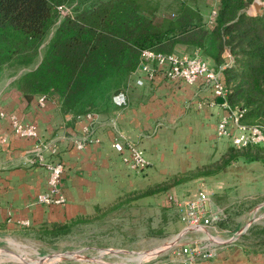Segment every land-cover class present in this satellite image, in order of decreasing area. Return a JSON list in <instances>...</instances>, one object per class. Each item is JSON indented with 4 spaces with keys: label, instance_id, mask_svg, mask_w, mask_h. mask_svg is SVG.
Returning <instances> with one entry per match:
<instances>
[{
    "label": "rangeland",
    "instance_id": "obj_1",
    "mask_svg": "<svg viewBox=\"0 0 264 264\" xmlns=\"http://www.w3.org/2000/svg\"><path fill=\"white\" fill-rule=\"evenodd\" d=\"M153 1L161 9L174 7L173 0ZM209 3L210 0L198 2L203 19L208 18ZM250 3L251 0L245 9L252 14ZM60 4L62 7L57 8V17L32 60L28 64L14 60L0 64V93L38 63L58 19L72 12L74 0ZM192 52L204 56L193 46L188 49L180 45L173 51L175 54ZM222 58L218 65L210 63L217 68L222 63L233 62V54L227 48L222 51ZM153 68V78L156 74L166 78L160 69ZM145 81L134 84L130 74L124 85L125 93ZM197 84L200 86L192 92L193 96L208 89L204 79L197 80ZM53 95L59 100L56 94L49 96ZM195 103L205 113L203 118L195 115L187 99L175 104L178 105L176 116L155 120L142 128L137 137L130 138L122 132L117 115L112 113L115 107L119 109L126 104V98L124 104H117L112 96L109 109L95 111L96 118L90 122L92 132L96 137L102 126L101 130L109 129L113 135L117 132L115 140L137 142L144 155L149 149L146 165L133 169L119 156L120 163L111 172L113 183L109 186L108 201L95 206L92 214L64 221L65 231L51 232L54 230L51 224L64 223L58 220L0 228V264H214L216 259L227 264H248L253 250L261 248L264 241V162L246 159L243 154L264 145L253 144L246 149L232 145L228 137L215 134L216 120L210 133L211 127L206 126L209 119L213 124V114L210 111L207 116L206 96H197ZM181 111H192L191 120H183ZM255 123L264 129L262 121ZM143 139H151L153 143L142 145ZM228 152L237 156L220 165ZM198 184L207 192L211 223L183 228L185 224L180 221L174 202L192 193ZM183 239L203 245L202 250L210 249L212 255L202 257L201 249L198 253L192 250L177 254V245Z\"/></svg>",
    "mask_w": 264,
    "mask_h": 264
},
{
    "label": "trees",
    "instance_id": "obj_2",
    "mask_svg": "<svg viewBox=\"0 0 264 264\" xmlns=\"http://www.w3.org/2000/svg\"><path fill=\"white\" fill-rule=\"evenodd\" d=\"M62 1L73 0H0V64L32 60ZM198 2L173 0L169 10L153 0H74L38 63L13 86L28 98L56 94L60 109L75 116L111 107L142 48L168 53L180 45L198 47L214 65L227 48L233 62L222 68L225 102L239 108L241 122L264 123V7L250 14L245 9L250 0H219L214 21L206 24ZM226 155L220 165L237 156ZM243 156L264 162V147ZM66 224H51V232L65 231Z\"/></svg>",
    "mask_w": 264,
    "mask_h": 264
},
{
    "label": "crops",
    "instance_id": "obj_3",
    "mask_svg": "<svg viewBox=\"0 0 264 264\" xmlns=\"http://www.w3.org/2000/svg\"><path fill=\"white\" fill-rule=\"evenodd\" d=\"M203 21L208 24L206 18ZM174 81L156 74L153 79H146L142 86H135L125 93L126 104L119 109L115 107L112 113L117 115L127 137H137L142 128L157 122L155 120L176 116L178 105L175 104L187 99L195 115L203 118L205 113L195 103L197 96L203 95L207 98V116H210V111L213 114L212 118L209 117L213 124L209 119L206 127H211L210 133L214 131V122L222 111L216 103H209L212 100L209 89L193 96L192 92L200 86L197 81L193 84ZM0 111H3L0 115V137L5 138L0 140V228L17 225L21 219L31 225L45 220L64 222L81 214H92L95 206L108 201L109 186L113 183L111 172L120 163L119 152L111 146L117 132L113 135L109 129L101 130V126L95 142L75 148L72 137L81 131L86 119L63 112L54 95L46 96L44 102L38 104L35 94L25 97L13 84L1 90ZM191 112L181 111L183 120H191ZM11 113L21 123H33L36 137L13 133L8 119ZM43 142L56 146L55 157L63 163L60 187L64 201L59 204L45 205L34 199L35 194L46 187V171L34 157L35 150ZM151 143V139L142 140V145ZM145 157L149 158V149H146ZM262 244L261 248L253 250L248 264H264V241ZM216 261L214 264H227Z\"/></svg>",
    "mask_w": 264,
    "mask_h": 264
},
{
    "label": "built area",
    "instance_id": "obj_4",
    "mask_svg": "<svg viewBox=\"0 0 264 264\" xmlns=\"http://www.w3.org/2000/svg\"><path fill=\"white\" fill-rule=\"evenodd\" d=\"M218 0H212L209 4L208 23L213 22ZM62 4L57 5L61 8ZM226 65L222 63L217 68H214L209 61L202 57L197 52L190 54H175L173 52H161L150 48H142L138 55V62L134 69L130 72L134 84H141L144 80L153 78L154 66L161 70V73L169 79L180 80L186 84H193L199 79H204L208 84V89L212 96L209 103H217L215 98L221 96L224 101L217 103L221 106V113L215 123V134L217 136H226L232 145L239 147L246 144L264 145V129L258 124H245L240 121V110L236 107H230L225 102V94L228 90L221 75V69ZM129 74V76H130ZM125 88H122L113 95L114 101L117 104L125 103ZM46 96L37 94L36 101L42 104ZM3 111H0V115ZM86 122L82 125L81 131L72 137V145L75 148H81L86 143L95 141V134L92 132L90 122L96 118L95 112L88 111L82 115ZM8 119L13 133L19 136L36 137V126L33 123H21L14 114H9ZM4 141V136L0 137ZM114 150L119 152L121 159L133 169H141L147 159L142 151V148L137 142L126 140H114L111 143ZM44 151L49 153V157L45 156ZM56 146L51 142H43L34 152L35 159L42 163L46 171V187L43 191L35 194V201L50 205L59 204L64 201V195L60 187V177L63 169V163L55 157ZM207 192L201 184H198L195 190L176 200L175 206L178 210V216L181 222L185 225L183 228L193 226H206L211 223V212L207 205ZM19 223H27V220H19ZM184 230V229H183ZM201 244H197L190 240H181L177 245V254H185L194 250L195 253L200 252L202 257L212 255L210 249L202 250Z\"/></svg>",
    "mask_w": 264,
    "mask_h": 264
},
{
    "label": "water",
    "instance_id": "obj_5",
    "mask_svg": "<svg viewBox=\"0 0 264 264\" xmlns=\"http://www.w3.org/2000/svg\"><path fill=\"white\" fill-rule=\"evenodd\" d=\"M250 6L252 8V14H260L264 7V0H251ZM215 100L218 103H222L224 101L221 96H217Z\"/></svg>",
    "mask_w": 264,
    "mask_h": 264
},
{
    "label": "bare ground",
    "instance_id": "obj_6",
    "mask_svg": "<svg viewBox=\"0 0 264 264\" xmlns=\"http://www.w3.org/2000/svg\"><path fill=\"white\" fill-rule=\"evenodd\" d=\"M184 232H186V230H184Z\"/></svg>",
    "mask_w": 264,
    "mask_h": 264
}]
</instances>
